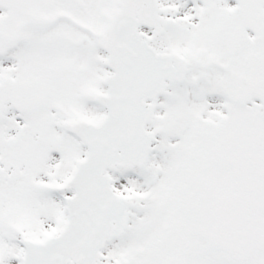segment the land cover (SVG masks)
<instances>
[{
    "label": "snow or ice",
    "instance_id": "obj_1",
    "mask_svg": "<svg viewBox=\"0 0 264 264\" xmlns=\"http://www.w3.org/2000/svg\"><path fill=\"white\" fill-rule=\"evenodd\" d=\"M0 264H264V0H0Z\"/></svg>",
    "mask_w": 264,
    "mask_h": 264
}]
</instances>
